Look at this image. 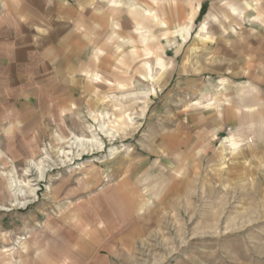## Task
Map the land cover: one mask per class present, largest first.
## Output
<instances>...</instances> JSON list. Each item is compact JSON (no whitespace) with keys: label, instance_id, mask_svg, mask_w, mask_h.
Masks as SVG:
<instances>
[{"label":"rangeland","instance_id":"rangeland-1","mask_svg":"<svg viewBox=\"0 0 264 264\" xmlns=\"http://www.w3.org/2000/svg\"><path fill=\"white\" fill-rule=\"evenodd\" d=\"M75 1L74 93L0 123V264H264V0Z\"/></svg>","mask_w":264,"mask_h":264},{"label":"crops","instance_id":"crops-1","mask_svg":"<svg viewBox=\"0 0 264 264\" xmlns=\"http://www.w3.org/2000/svg\"><path fill=\"white\" fill-rule=\"evenodd\" d=\"M81 14L75 0H0V123L33 125L40 111L59 109L60 94L74 93L69 71L91 54Z\"/></svg>","mask_w":264,"mask_h":264}]
</instances>
